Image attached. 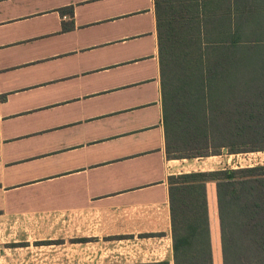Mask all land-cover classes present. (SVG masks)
I'll use <instances>...</instances> for the list:
<instances>
[{"label":"crops","instance_id":"crops-1","mask_svg":"<svg viewBox=\"0 0 264 264\" xmlns=\"http://www.w3.org/2000/svg\"><path fill=\"white\" fill-rule=\"evenodd\" d=\"M165 140L154 0H0V264H176Z\"/></svg>","mask_w":264,"mask_h":264},{"label":"trees","instance_id":"trees-1","mask_svg":"<svg viewBox=\"0 0 264 264\" xmlns=\"http://www.w3.org/2000/svg\"><path fill=\"white\" fill-rule=\"evenodd\" d=\"M154 5L166 157L264 151V0ZM208 182L222 264H264V164L168 175L176 264H213Z\"/></svg>","mask_w":264,"mask_h":264},{"label":"rangeland","instance_id":"rangeland-1","mask_svg":"<svg viewBox=\"0 0 264 264\" xmlns=\"http://www.w3.org/2000/svg\"><path fill=\"white\" fill-rule=\"evenodd\" d=\"M171 142V144H173ZM177 160V159H176ZM179 161L175 163L181 171H191V170H200V169H216L220 167H245V166H254L257 164H264V151H249L237 154H228L225 150L222 151L219 155H211L204 158H193V159H178ZM57 228V227H56ZM54 228V229H56ZM52 230V229H50ZM14 237H23L25 236H35L37 232L43 233V230L36 229H13ZM22 232V233H20Z\"/></svg>","mask_w":264,"mask_h":264}]
</instances>
